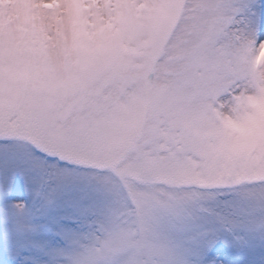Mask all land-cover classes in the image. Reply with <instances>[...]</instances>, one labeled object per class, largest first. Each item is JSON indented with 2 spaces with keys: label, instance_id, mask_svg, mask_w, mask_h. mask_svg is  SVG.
<instances>
[{
  "label": "snow or ice",
  "instance_id": "6c2138e0",
  "mask_svg": "<svg viewBox=\"0 0 264 264\" xmlns=\"http://www.w3.org/2000/svg\"><path fill=\"white\" fill-rule=\"evenodd\" d=\"M0 264H264V0H0Z\"/></svg>",
  "mask_w": 264,
  "mask_h": 264
}]
</instances>
